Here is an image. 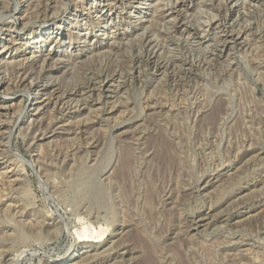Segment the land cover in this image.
<instances>
[{
    "label": "rangeland",
    "instance_id": "obj_1",
    "mask_svg": "<svg viewBox=\"0 0 264 264\" xmlns=\"http://www.w3.org/2000/svg\"><path fill=\"white\" fill-rule=\"evenodd\" d=\"M97 1L0 0V264H264V0Z\"/></svg>",
    "mask_w": 264,
    "mask_h": 264
},
{
    "label": "bare ground",
    "instance_id": "obj_2",
    "mask_svg": "<svg viewBox=\"0 0 264 264\" xmlns=\"http://www.w3.org/2000/svg\"><path fill=\"white\" fill-rule=\"evenodd\" d=\"M141 1V0H140ZM139 1V2H140ZM144 3H145V5H146V1L147 0H142ZM5 2V1H4ZM94 2L96 3V5L98 4V1L97 0H94ZM101 2V1H100ZM112 2V1H111ZM171 2V1H170ZM202 2V1H201ZM109 3V2H108ZM143 3V4H144ZM140 4V3H139ZM148 4V3H147ZM95 5V6H96ZM119 5V4H118ZM141 5H142V3H141ZM237 5V4H236ZM124 6V5H123ZM140 6V5H139ZM86 8V7H85ZM243 8V7H242ZM16 10L18 11V13H20L21 11H20V8H19V6L17 5L16 6ZM105 10V9H104ZM134 12L132 11L131 13H130V15L129 16H132V14L133 13H137L138 15H141V11L139 12V10L138 9H136V7H134ZM49 11V10H48ZM52 11V10H51ZM100 11V10H99ZM109 14H100V12H99V16H98V19H97V21H98V28H99V32L100 31H102L103 32V36H107V35H109V32H108V29L109 28H114V25H113V21L114 20H118L119 18H120V16L121 15H119L117 12H113V11H111L110 9H109ZM211 12V11H210ZM31 13V12H30ZM37 13V12H36ZM39 13V12H38ZM54 13V12H53ZM21 15H22V12H21ZM28 15H29V13H28ZM28 15L27 16H25V17H28ZM34 15H36V16H39V15H37V14H34ZM53 15V14H52ZM88 15V14H87ZM30 16V15H29ZM19 17V16H18ZM15 18V16H13L12 17V20L11 21H9L10 23H9V25H10V28L12 29V30H14L13 28H15L17 25H18V22L19 21H22V23H21V25H23V26H25V23L26 22H28V21H30L31 19L30 18H28L27 20L26 19H21L20 17L19 18ZM23 17V16H22ZM44 17V16H43ZM47 18V17H46ZM79 18V16L77 15V19ZM129 19H131V18H129ZM136 19V18H135ZM1 21L2 20H4L3 18H1L0 19ZM34 20V19H33ZM66 20V19H65ZM139 20V19H138ZM172 20V19H171ZM135 21V20H134ZM116 22V21H115ZM20 23V22H19ZM1 24V23H0ZM8 24V23H7ZM71 24V23H70ZM191 24V23H190ZM68 23L66 22V21H64V22H62V23H60L59 25H57L55 28H42L41 30L39 29L38 30V33H39V36L38 37H32V38H30V42H27V43H25V45L26 46H28V49H29V46H35V47H37V48H43L44 47V45L45 44H43V43H47V42H49L50 40H52V39H54L55 41L54 42H56L57 44H62L63 45V42H61V40L62 39H64V37H65V35H66V30H67V28H68ZM113 25V26H112ZM120 25V24H119ZM73 26V25H72ZM1 28V27H0ZM2 29V28H1ZM10 29V31H12ZM2 31V30H1ZM9 31V30H8ZM97 31V30H96ZM238 31V30H237ZM10 33V32H9ZM101 34V33H100ZM116 33H113L112 32V35H115ZM231 34H233V33H231ZM15 35V34H14ZM68 35V34H67ZM111 35V36H112ZM230 35V34H229ZM12 36V35H11ZM70 36V35H69ZM233 35H230L229 36V38H231ZM238 36V35H237ZM86 37V36H85ZM108 37V36H107ZM140 37V36H139ZM228 37V36H227ZM234 37V36H233ZM233 37H232V39H233ZM37 38V39H36ZM71 38V37H70ZM87 38V37H86ZM109 38V37H108ZM126 38V37H125ZM84 39V38H83ZM95 39V38H94ZM93 39V40H94ZM106 39V38H105ZM160 39V38H159ZM16 40V39H15ZM86 40V39H85ZM2 41V40H1ZM9 41V40H8ZM18 41V40H17ZM73 41V40H72ZM151 41V40H150ZM15 43H16V41H14ZM65 42V41H64ZM78 42H80V41H78ZM87 42V41H86ZM90 42V41H89ZM5 43V42H4ZM8 43V42H7ZM83 43V42H82ZM150 43V42H149ZM227 43V42H226ZM37 44H43L42 46H40V47H38V46H36ZM10 45V44H9ZM80 45V44H79ZM57 46V45H56ZM88 46V45H87ZM93 46V45H92ZM169 46V45H168ZM5 47V46H4ZM9 47V46H8ZM7 47V48H8ZM21 47H22V45H21ZM34 47V48H35ZM259 47V46H258ZM6 48V47H5ZM4 48V49H5ZM20 48V47H19ZM22 48H24V47H22ZM144 48V47H143ZM25 49V48H24ZM89 49V48H88ZM98 49H100V48H98ZM18 50V49H17ZM85 50H87V49H85ZM90 50V49H89ZM4 52V51H3ZM9 52V51H8ZM20 52V51H19ZM95 53V52H94ZM111 53V52H110ZM1 54V53H0ZM35 54V53H34ZM48 54V53H47ZM141 54V53H140ZM2 55V54H1ZM21 56V55H20ZM34 56V55H33ZM19 58V57H18ZM45 58V57H44ZM47 58V57H46ZM172 58V57H171ZM13 59V58H12ZM1 60V59H0ZM23 60V59H22ZM29 60V59H28ZM17 61H19V60H17ZM21 62V61H20ZM46 62V61H45ZM48 62V61H47ZM46 62V63H47ZM17 63V62H16ZM49 63V62H48ZM19 65V64H18ZM21 65V64H20ZM1 67V66H0ZM24 67V66H23ZM182 67V66H181ZM2 68V67H1ZM18 68V67H17ZM143 69H145V68H143ZM2 70V69H1ZM26 70V69H25ZM39 70V69H38ZM41 70V69H40ZM39 70V71H40ZM49 70V69H48ZM52 70V69H51ZM19 71H21V70H19ZM24 71V70H23ZM27 71V70H26ZM35 71V70H34ZM7 72V71H6ZM5 72V73H6ZM28 72V71H27ZM33 72V71H32ZM1 73V72H0ZM25 73V72H24ZM36 73V72H35ZM47 73V72H46ZM45 73V74H46ZM8 74V73H7ZM14 74V73H13ZM20 74V73H19ZM18 74V75H19ZM28 74V73H27ZM39 75H40V72L38 73ZM42 74V73H41ZM48 74V73H47ZM215 74V73H214ZM21 75V74H20ZM31 75V74H30ZM1 76V75H0ZM6 76V75H5ZM23 76V75H22ZM22 76H21V79H23L22 78ZM24 76H28V75H24ZM23 76V77H24ZM34 76V75H33ZM33 76L31 75V77L33 78ZM45 76V75H44ZM50 75H48V77H49ZM7 77V76H6ZM15 77V76H14ZM38 77V76H37ZM48 77H47V79H48ZM4 78V77H3ZM18 78H20L19 76H18ZM34 78H36V76H34ZM33 78V79H34ZM77 78V77H76ZM2 79V78H1ZM21 79H20V81H21ZM31 79V78H30ZM41 79V78H40ZM11 81H13L12 79H10ZM17 80V79H16ZM24 80V79H23ZM27 80V79H26ZM35 80H37V79H35ZM35 80H33L34 82H35ZM45 80V79H44ZM89 80V79H88ZM33 81H31L30 83L31 84H33L34 82ZM1 82V81H0ZM3 82V81H2ZM33 82V83H32ZM92 82V81H91ZM5 83H6V81H5ZM9 83V82H8ZM15 83V82H14ZM18 84V83H17ZM20 84V83H19ZM31 84L29 85V87L31 86ZM34 84H36V82L34 83ZM52 84V83H51ZM21 85H23V83L21 84ZM28 85V84H27ZM50 85V84H49ZM14 86V85H13ZM24 87L26 86V85H23ZM46 86H47V84H46ZM45 86V87H46ZM103 87H106V86H103ZM31 88V87H30ZM47 89V88H46ZM39 90V89H38ZM37 90V91H38ZM41 90V89H40ZM96 90V89H95ZM189 90V89H188ZM155 91V90H154ZM32 92H33V90H32ZM29 94H30V91L28 92ZM33 93H35V92H33ZM37 93V92H36ZM34 94V96H32V95H30V96H32L31 97V106H34L35 104H36V102H37V100H38V98H39V94ZM43 94V93H42ZM50 99V98H49ZM60 103V102H59ZM3 105H5V104H2V106ZM1 106V107H2ZM6 106V105H5ZM5 106H3V108L5 107ZM40 107V106H39ZM46 107V106H45ZM7 108V112H9V111H11V108H8V107H6ZM33 108V107H32ZM53 108V107H52ZM76 108V107H75ZM1 109V108H0ZM37 109V108H36ZM54 109V108H53ZM63 109V108H62ZM39 110V109H38ZM80 110V109H79ZM17 111V110H16ZM34 111V110H33ZM36 112H37V110H36ZM7 115V114H6ZM168 115V114H167ZM6 121V120H5ZM5 121H3V122H5ZM1 144V143H0ZM11 146V135L9 136V138H8V142L6 143V148L8 149L9 147ZM9 150V149H8ZM11 151V150H10ZM75 156V155H74ZM17 157V156H16ZM19 158V157H18ZM20 160H21V163L22 164H24L25 163V160H24V158L22 159V158H20ZM19 161V160H18ZM30 164V163H29ZM28 164V165H29ZM32 165V164H31ZM32 167V166H31ZM44 170V169H43ZM49 180V179H48ZM1 196V195H0ZM209 197H211V196H209ZM13 207V206H12ZM58 211V210H57ZM85 213V212H84ZM61 220L62 219H64L63 218V216L61 215L60 217H59ZM217 218V217H216ZM205 219V218H204ZM202 220H203V218H202ZM201 220V221H202ZM200 221V220H199ZM204 221V220H203ZM206 224V223H205ZM240 224V223H239ZM196 225H198V227H199V223L198 224H196ZM67 226V225H66ZM202 226V225H201ZM197 227V226H196ZM224 227V226H223ZM60 228V227H59ZM68 229V228H67ZM102 233V232H101ZM70 235V234H69ZM100 235V234H99ZM98 235V236H99ZM70 236H72V234L70 235ZM73 237V236H72ZM33 238V237H32ZM79 239V238H78ZM79 242H80V239H79ZM84 242V241H83ZM76 243H77V241H76ZM78 249H79V246H77L75 243L74 244H72V246L70 247V250H72V252L70 253V255H69V258L68 259H71V258H74V257H76L77 255H80V252L78 251ZM82 251H84V248L83 249H81ZM68 253V252H67ZM69 254V253H68Z\"/></svg>",
    "mask_w": 264,
    "mask_h": 264
},
{
    "label": "water",
    "instance_id": "obj_3",
    "mask_svg": "<svg viewBox=\"0 0 264 264\" xmlns=\"http://www.w3.org/2000/svg\"><path fill=\"white\" fill-rule=\"evenodd\" d=\"M28 167H30V166H28ZM31 168V167H30Z\"/></svg>",
    "mask_w": 264,
    "mask_h": 264
}]
</instances>
